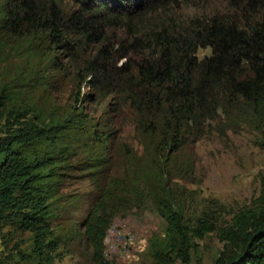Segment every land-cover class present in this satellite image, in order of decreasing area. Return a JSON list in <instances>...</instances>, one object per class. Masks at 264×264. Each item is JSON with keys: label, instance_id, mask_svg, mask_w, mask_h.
<instances>
[{"label": "trees", "instance_id": "16d2710c", "mask_svg": "<svg viewBox=\"0 0 264 264\" xmlns=\"http://www.w3.org/2000/svg\"><path fill=\"white\" fill-rule=\"evenodd\" d=\"M223 1L184 14L178 0H0V264H48V219L80 154L97 189L79 229L94 264H111L112 215L148 203L166 223L158 262L188 261L193 237L216 230L217 264H264L263 206L217 225L178 193L208 132L249 127L264 143V0ZM66 85L62 109L52 93ZM6 226L29 230L30 249Z\"/></svg>", "mask_w": 264, "mask_h": 264}, {"label": "rangeland", "instance_id": "374dc122", "mask_svg": "<svg viewBox=\"0 0 264 264\" xmlns=\"http://www.w3.org/2000/svg\"><path fill=\"white\" fill-rule=\"evenodd\" d=\"M194 2L178 0L175 4L177 12L191 14L208 10L209 6L220 8L224 5L223 0L200 5ZM210 52V46L197 49L199 56ZM86 89L82 86L81 92ZM52 94L53 103L57 102L62 109L71 108L75 102L69 85ZM129 129L126 126L125 135L136 143ZM258 140L259 135L254 130L243 127L227 130L223 135L208 132L193 144L195 169L192 174L177 179L178 193L187 216L205 214L217 225H225L240 210L264 207V143ZM82 157L81 154L73 156L72 164L64 168L62 196L54 203V212L48 219L50 236L55 241L52 249L45 252L49 255L48 264H94L79 229L97 189L84 168ZM165 226V220L151 203L143 209L133 207L124 213L115 212L105 238V256L111 264H217L224 241L216 230L193 237L195 244L189 251L188 261L174 256L172 261L158 262L153 248L164 246ZM5 229L15 232L9 245L19 243L23 249H30L29 230H16L11 226ZM38 258H32L30 264H35Z\"/></svg>", "mask_w": 264, "mask_h": 264}]
</instances>
